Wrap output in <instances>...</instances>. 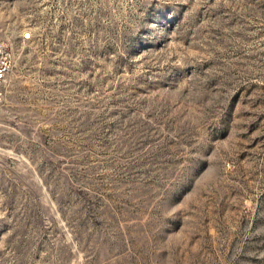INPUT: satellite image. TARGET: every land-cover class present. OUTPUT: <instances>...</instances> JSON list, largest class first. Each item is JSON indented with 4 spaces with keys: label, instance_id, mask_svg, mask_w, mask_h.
I'll use <instances>...</instances> for the list:
<instances>
[{
    "label": "rangeland",
    "instance_id": "obj_1",
    "mask_svg": "<svg viewBox=\"0 0 264 264\" xmlns=\"http://www.w3.org/2000/svg\"><path fill=\"white\" fill-rule=\"evenodd\" d=\"M0 23V264H264V0H0Z\"/></svg>",
    "mask_w": 264,
    "mask_h": 264
},
{
    "label": "built area",
    "instance_id": "obj_2",
    "mask_svg": "<svg viewBox=\"0 0 264 264\" xmlns=\"http://www.w3.org/2000/svg\"><path fill=\"white\" fill-rule=\"evenodd\" d=\"M132 2L133 0H125ZM31 34L25 33L22 36L24 42L30 41ZM14 69V56L10 41L6 38L0 23V104L4 99V92L7 80Z\"/></svg>",
    "mask_w": 264,
    "mask_h": 264
}]
</instances>
